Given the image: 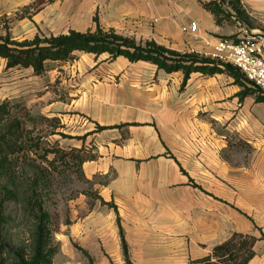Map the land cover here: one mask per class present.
<instances>
[{
	"label": "crops",
	"instance_id": "0c3cea01",
	"mask_svg": "<svg viewBox=\"0 0 264 264\" xmlns=\"http://www.w3.org/2000/svg\"><path fill=\"white\" fill-rule=\"evenodd\" d=\"M246 1L260 10L251 29L264 31V0ZM11 16L24 39L99 25L222 68L185 80L183 70L148 60L76 51L28 73L52 72L59 89L45 110L94 144L83 171L100 178L85 218L96 264H126L123 238L133 264H191L235 232L256 237L246 264H264V93L242 95L244 79L214 56L216 38L234 27L218 23L203 0H0V18ZM192 21L195 32L182 28ZM97 223L111 226L100 252Z\"/></svg>",
	"mask_w": 264,
	"mask_h": 264
},
{
	"label": "rangeland",
	"instance_id": "374dc122",
	"mask_svg": "<svg viewBox=\"0 0 264 264\" xmlns=\"http://www.w3.org/2000/svg\"><path fill=\"white\" fill-rule=\"evenodd\" d=\"M258 11L246 0L241 1L239 10L223 6L220 24L234 27L235 32L222 37H237L244 29L251 30L253 25L260 23L254 17ZM0 35H10L16 41L25 40L19 35L13 16L0 18ZM52 65L48 64V68ZM230 65L240 73L247 88L259 94L263 92L237 67ZM30 72L32 68L8 69L6 60L0 57V104L3 103L0 139L7 148L8 142L12 143L8 149H16L8 155L13 158L10 172L0 176V235L12 249L29 254L39 217L47 214L49 241L57 248L53 264H86L88 257L84 249H90V235L85 218L99 199L94 184L100 178L87 177L83 171L84 162L78 157H90L94 144L89 138L82 144L73 136L76 129L71 128L63 116H54L45 110L47 104L57 99L59 89V80L52 72L46 73V77L29 75ZM18 135L23 141L19 148L14 141ZM75 144L80 147L76 148ZM93 227L98 229L94 248L100 252L103 248L100 234L108 232L111 226L97 223ZM8 261L13 263V258L9 257Z\"/></svg>",
	"mask_w": 264,
	"mask_h": 264
},
{
	"label": "trees",
	"instance_id": "16d2710c",
	"mask_svg": "<svg viewBox=\"0 0 264 264\" xmlns=\"http://www.w3.org/2000/svg\"><path fill=\"white\" fill-rule=\"evenodd\" d=\"M203 4L213 13L218 23H221L222 20L220 15L223 6L229 5L234 9H241L240 0H208L203 1ZM76 51L92 52L97 56L107 53L108 58L125 55L131 61L148 60L169 72L183 70L185 80L193 71L214 73L222 70L217 63L209 58H200L193 53H180L153 41H147L145 44L137 43L135 39L112 30L106 31L99 25L95 32H81L72 29L68 33L51 34L45 37L38 34L33 39L23 41H16L10 35H0V57L6 60V68L8 69L13 67L32 68V73L39 75L47 70L50 61H68L75 58ZM225 66L226 69L236 75L238 83H241L240 78L242 77L237 69L230 64ZM252 91L255 92L256 90L245 87L241 94L245 95ZM260 98L258 96V99ZM2 108L3 103L0 104V111ZM106 127L97 125L98 130ZM86 134L73 136L84 142ZM14 141L18 148L23 144L20 135ZM8 143V148H11L12 143L10 141ZM8 148L6 143L0 139V176L10 172L12 168L13 158L8 155L16 149L12 151ZM94 156L91 154L88 158L80 156L78 158L80 162H84L86 159L94 158ZM46 216L47 214H43L39 217V224L33 239V248L29 254L12 249L0 235V264H53V256L57 252V248L50 244ZM255 241L256 237L253 235L235 232L226 241L215 245L211 254L193 259L191 264H246L255 253L253 248ZM122 242L126 264H133L124 238ZM84 252L88 257L86 264H96L94 257L85 249ZM9 257L13 258V263H9Z\"/></svg>",
	"mask_w": 264,
	"mask_h": 264
},
{
	"label": "built area",
	"instance_id": "2783aa9c",
	"mask_svg": "<svg viewBox=\"0 0 264 264\" xmlns=\"http://www.w3.org/2000/svg\"><path fill=\"white\" fill-rule=\"evenodd\" d=\"M184 30L195 32L192 21ZM214 56L221 63L237 67L245 78L264 93V31L244 29L237 37H217Z\"/></svg>",
	"mask_w": 264,
	"mask_h": 264
}]
</instances>
